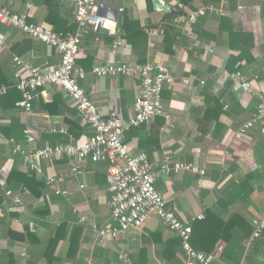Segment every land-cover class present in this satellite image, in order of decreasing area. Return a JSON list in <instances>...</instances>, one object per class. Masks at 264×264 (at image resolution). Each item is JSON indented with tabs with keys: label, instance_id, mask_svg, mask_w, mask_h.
Instances as JSON below:
<instances>
[{
	"label": "crops",
	"instance_id": "1",
	"mask_svg": "<svg viewBox=\"0 0 264 264\" xmlns=\"http://www.w3.org/2000/svg\"><path fill=\"white\" fill-rule=\"evenodd\" d=\"M161 2L171 10L158 11L153 0H99L98 11L106 19L99 30L78 29L68 0H0V5L65 37L79 35L75 66L85 73L79 84L104 117L116 113L125 122L131 118L140 81L98 77L93 67L137 62L168 71L173 84L162 92L163 115L128 129L124 142L130 154H146L158 174L157 191L182 223L196 225L208 212L222 222L219 234L228 223L227 239L203 251L213 257L212 264H243L252 220L264 215V132L258 125L241 137L235 131L252 118L264 92V0ZM200 9L205 14L187 24L188 15ZM149 28H162L163 33L149 36ZM1 29L7 38L0 47V83L11 88L0 97V176L21 204L14 205L0 188V264H186L179 238L156 217L105 243L90 225L78 223L77 213L97 228L114 225L107 163L84 160L82 173L76 175L66 161L28 164L14 150L10 140L26 146L25 130L34 137L29 145L33 150L81 145L93 131L55 86L38 91L30 112L16 107L21 97L13 87L14 73L21 69L14 57L40 70L56 67L60 57L16 29ZM114 41L121 45L113 52ZM236 73L250 81L251 93L242 91ZM176 164L190 165L204 175L175 172ZM51 176L62 179L66 197L45 185ZM200 227L199 234H206Z\"/></svg>",
	"mask_w": 264,
	"mask_h": 264
},
{
	"label": "built area",
	"instance_id": "2",
	"mask_svg": "<svg viewBox=\"0 0 264 264\" xmlns=\"http://www.w3.org/2000/svg\"><path fill=\"white\" fill-rule=\"evenodd\" d=\"M62 1V0H58ZM74 7V22L78 29L92 27L96 30L103 28L106 19L97 8L99 0H68ZM182 9L181 4L176 5ZM205 14V9L191 12L187 17V24H194L200 16ZM1 27L16 29L23 34L37 39L53 48L59 54V63L48 70L32 67L18 57L13 61L21 70L14 73L13 87L20 93L21 98L16 102V107L24 112H30L32 102L40 89L55 86L60 89L68 99L75 104L81 115L82 123L89 127L93 133L81 145L56 144L45 145L39 149H30L34 142L30 131L25 130L26 146H21L15 140H10L16 152L21 153L26 163L34 161H66L72 173H82L81 163L90 160L93 163L105 162L108 164L106 173L107 190L110 195V218L114 223L112 227L97 228L93 221L85 215L78 214V223L88 224L97 234L99 242L105 243L118 239L129 228H140L150 218H158L180 240L182 250L186 255V264H212L213 257L203 251L196 250L191 245L192 227L182 223L175 215L174 208L156 189L158 174L149 164L145 153L132 155L124 142L125 132L132 127H139L156 116L163 115L162 92L166 86L173 84V78L168 71L155 63H109L92 68L91 72L98 77L122 76L125 78H138L140 91L135 99L134 113L126 122L116 113L102 116L92 103L89 94L80 86L79 80L85 77L83 70L76 68L75 59L78 53L79 35L63 36L52 29L28 21L25 16L19 15L0 5V47L6 44L7 34ZM162 28L147 29L146 34L153 36L162 34ZM121 45L114 41L112 51ZM22 71V72H21ZM240 81L242 91L251 93L250 81L240 73L235 74ZM10 86L0 83V97L9 93ZM256 112L249 121L244 122L236 131L235 136L246 135L247 131L258 125L264 132V92L259 95ZM54 132V130H53ZM166 172L169 170L164 167ZM192 171L201 177L204 172L187 164H176L173 171ZM45 185L57 196L66 197L68 192L61 186L60 177L51 176L45 179ZM201 184V180L199 182ZM0 188L5 196L14 205L21 204L19 196H13L8 188L7 180L0 176ZM80 189L84 185L79 186ZM198 218H204L200 215ZM264 230V215L252 220V234L250 242L258 238ZM217 251H221L218 248ZM125 258V255H121Z\"/></svg>",
	"mask_w": 264,
	"mask_h": 264
},
{
	"label": "trees",
	"instance_id": "3",
	"mask_svg": "<svg viewBox=\"0 0 264 264\" xmlns=\"http://www.w3.org/2000/svg\"><path fill=\"white\" fill-rule=\"evenodd\" d=\"M53 1L55 3L58 2L56 0ZM181 2L188 4L190 0H181ZM49 15L50 17L52 16L51 12ZM125 30L129 36V31L127 29ZM55 32H58V30ZM199 222H197L196 225L191 226V245L194 249L209 252L219 243L220 239H227L230 232L229 229L226 228L228 223L225 224L223 233L219 234V232H217V226L221 225L222 222L213 213L208 212L206 214L205 220ZM199 225H201V231L206 234H199L198 231L200 229L197 231V226ZM243 264H264V230L258 238L250 242L244 257Z\"/></svg>",
	"mask_w": 264,
	"mask_h": 264
},
{
	"label": "water",
	"instance_id": "4",
	"mask_svg": "<svg viewBox=\"0 0 264 264\" xmlns=\"http://www.w3.org/2000/svg\"><path fill=\"white\" fill-rule=\"evenodd\" d=\"M154 7L158 11H165L169 12L171 10V7L169 5H163L161 0H153Z\"/></svg>",
	"mask_w": 264,
	"mask_h": 264
}]
</instances>
